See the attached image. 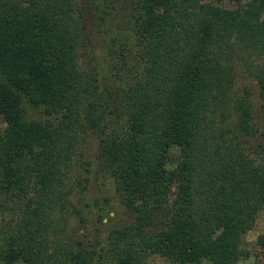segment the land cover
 I'll list each match as a JSON object with an SVG mask.
<instances>
[{
    "label": "trees",
    "instance_id": "trees-1",
    "mask_svg": "<svg viewBox=\"0 0 264 264\" xmlns=\"http://www.w3.org/2000/svg\"><path fill=\"white\" fill-rule=\"evenodd\" d=\"M240 2L0 0V264L250 258L264 0Z\"/></svg>",
    "mask_w": 264,
    "mask_h": 264
},
{
    "label": "rangeland",
    "instance_id": "rangeland-1",
    "mask_svg": "<svg viewBox=\"0 0 264 264\" xmlns=\"http://www.w3.org/2000/svg\"><path fill=\"white\" fill-rule=\"evenodd\" d=\"M248 1L249 0H241L240 5H244ZM233 6H236V4ZM262 19L264 20V13L262 15ZM242 81L243 80L238 81L237 89H239L241 87ZM29 115L32 117L31 112H29ZM37 116H39V115H37ZM43 118L44 117H41V119H43ZM5 127H6V124L3 120V118L0 116V130L4 129ZM170 156H171L172 163H170L169 167H173L177 161V158H178L177 150L172 149ZM260 237L264 238V207L259 212L253 229L248 231L241 238L240 246L244 249L249 250L251 255H250L249 259L240 262V264L253 263L254 261L264 262V247L261 246L259 243ZM148 263L149 264H178V263L172 262V261L167 260L166 258L158 256V255L151 256L148 259Z\"/></svg>",
    "mask_w": 264,
    "mask_h": 264
}]
</instances>
